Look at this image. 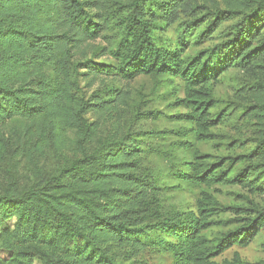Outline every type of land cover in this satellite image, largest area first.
<instances>
[{
  "label": "trees",
  "instance_id": "trees-1",
  "mask_svg": "<svg viewBox=\"0 0 264 264\" xmlns=\"http://www.w3.org/2000/svg\"><path fill=\"white\" fill-rule=\"evenodd\" d=\"M221 1L0 0V164L16 159L0 189V264H148L136 261L148 251L170 264H264L239 255L218 262L264 230V207L251 198L264 197V0ZM105 30L116 34L114 63L88 61L85 69L129 81L150 77L162 100L175 98L170 106L185 112L138 107L120 134L98 141L103 118L90 123L87 114L96 109L122 121L126 97L111 88L87 100L74 50ZM232 69L243 74L236 97L217 96L214 86ZM176 83L183 98L175 97ZM162 118L190 128L131 129L134 121ZM14 119L22 123L12 144L2 126ZM223 127L236 135L215 144ZM47 131L56 153L75 157L21 186L19 159L44 158ZM20 132L31 142L23 145ZM175 138L170 147L159 144ZM195 142L223 150L204 153ZM148 156L168 163L170 178L202 189L195 211L163 206V175L145 164ZM218 186L239 187L248 195L232 196L247 205L222 204L210 192Z\"/></svg>",
  "mask_w": 264,
  "mask_h": 264
},
{
  "label": "rangeland",
  "instance_id": "rangeland-1",
  "mask_svg": "<svg viewBox=\"0 0 264 264\" xmlns=\"http://www.w3.org/2000/svg\"><path fill=\"white\" fill-rule=\"evenodd\" d=\"M217 1L222 3L221 0ZM222 6H224L223 3ZM103 20L108 19L106 17H103ZM194 37L195 36L190 37V50L193 52L195 51V47L193 45V41L195 39ZM115 38V32L105 30L101 38L95 41L83 43L80 47L74 50L75 61L78 64H82L79 69L77 78L81 84L83 93L87 100L93 103L92 101L95 100L94 97L98 95L97 93L111 88L120 90L126 97L127 105L123 106L124 113L122 115V121L119 120L116 123L115 121L117 117H115V114H111L112 117H108L109 115H105V113H102V111L96 109H91L87 114L86 118L90 123L97 122L98 120L103 118L102 120H100L101 125L98 141H105L108 136L112 137L114 136V134H120L123 131L124 123H126L127 125L130 124L133 113L138 107H140L142 111L159 110L167 116L176 114L180 111L185 112V109L183 108L176 109L170 106V103H173L175 101V98L171 99L170 101L162 100L161 93L156 92V90L154 89V81L150 77L140 76L134 80L129 81L121 79L120 77L115 78L108 77L99 73H90L85 69V67L87 66L84 65L88 61H94L96 63L102 64L114 63L113 58L110 56V51L117 43ZM242 77L243 74L238 72V70H230L227 74L224 75V78H222V82L214 86L215 94L224 98H235V87H237V84H239ZM176 84L175 97L183 98V87L178 85V83ZM167 90L168 88H163L164 92H166ZM103 115L105 116L102 117ZM21 123V120L14 119L8 121L5 125L2 126L3 132L6 133L4 135L9 139V141L12 142V144L19 143L18 138L15 137L13 132L14 129L21 126ZM184 127L190 128V125L187 122H180L162 118L157 122H152L150 120L134 121L131 129L134 132H138L140 130H180ZM116 130L117 132H115ZM219 134L222 136L218 137L215 144L223 145L232 138L231 136H235L236 132L230 127H223L221 128V132H219ZM35 135L33 136L34 140H37L39 136ZM69 136L72 138L73 133L70 132ZM191 137L192 135L189 136V138ZM46 138L49 142L46 147L47 151L44 158L36 159V155H34L35 162H38L37 166L34 161L26 162L24 158L19 159V163L17 164V176L19 179V184L21 186L25 185L26 176H28L31 181L37 180L39 176L50 177L58 173L65 165L68 164V162H70L75 157V153L71 152L70 150H63L61 153L55 152V149L52 145L55 137L50 131H47ZM60 138H62V136H60ZM19 139L23 145L25 143L31 142L30 135L27 138L26 136H23V132H20ZM176 140L179 139L175 138V140L161 142L159 144L161 146L170 147L171 142ZM190 141L194 142L193 138H191ZM195 146L202 152L212 155H216L223 150L220 146L216 148L214 144H198L195 142ZM177 154L181 159H190V154L188 151L179 150ZM144 160L146 165H149L154 171H158L159 175H163L161 181V186L164 189L161 196L163 200V206L166 209L176 208L183 211H195L196 200L199 197L202 189L170 178L167 174L169 164L161 160L160 158L156 156H148L145 157ZM15 163L16 159L8 158L4 164H0V189L7 181L9 172L15 169ZM210 192H212L222 204L237 206L247 205L246 200L232 196L233 193L243 196L248 195L239 187L218 186L215 187V189H212V191L210 190ZM251 198L255 202L259 203L262 207H264V197L256 196ZM13 224V222H10L9 226L12 228ZM207 235L210 236L211 232H208ZM263 244L264 230L259 234V236L250 246H248L247 248L233 247L225 254L220 256L218 258V262H223L224 260L230 261L235 257V255H239L242 260L248 262H257L259 260H263ZM140 260H143L148 264H170L169 258L155 255L154 253H151L149 251L136 258V261ZM34 264L41 263L38 260H35Z\"/></svg>",
  "mask_w": 264,
  "mask_h": 264
}]
</instances>
